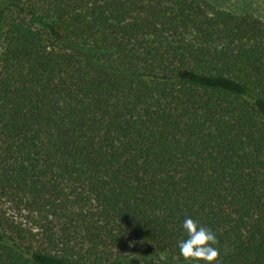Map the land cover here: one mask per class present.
Masks as SVG:
<instances>
[{"label": "trees", "instance_id": "16d2710c", "mask_svg": "<svg viewBox=\"0 0 264 264\" xmlns=\"http://www.w3.org/2000/svg\"><path fill=\"white\" fill-rule=\"evenodd\" d=\"M264 264V22L204 0H0V264Z\"/></svg>", "mask_w": 264, "mask_h": 264}, {"label": "clouds", "instance_id": "9594fccd", "mask_svg": "<svg viewBox=\"0 0 264 264\" xmlns=\"http://www.w3.org/2000/svg\"><path fill=\"white\" fill-rule=\"evenodd\" d=\"M180 227L183 238L176 247L185 264H216L219 255L216 234L191 217H185Z\"/></svg>", "mask_w": 264, "mask_h": 264}, {"label": "rangeland", "instance_id": "374dc122", "mask_svg": "<svg viewBox=\"0 0 264 264\" xmlns=\"http://www.w3.org/2000/svg\"><path fill=\"white\" fill-rule=\"evenodd\" d=\"M217 9L249 14L264 22V0H204Z\"/></svg>", "mask_w": 264, "mask_h": 264}]
</instances>
